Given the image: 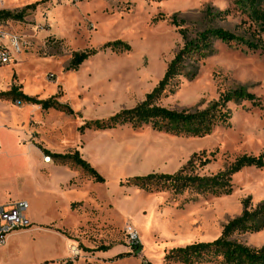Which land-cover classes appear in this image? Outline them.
<instances>
[{"label":"rangeland","instance_id":"1","mask_svg":"<svg viewBox=\"0 0 264 264\" xmlns=\"http://www.w3.org/2000/svg\"><path fill=\"white\" fill-rule=\"evenodd\" d=\"M38 2L34 8H25ZM0 10H23L20 20L0 21V28L30 43L15 56V62L0 68V83L6 79L0 92L20 85L29 96H56L74 111L69 115L0 100V128L12 138L11 150L27 164L34 155L28 148L31 143L62 154L80 147L84 152L81 156L91 157L105 178L103 184L94 182L100 197L97 222L80 228L82 252L73 259L76 264H181L165 262V253L218 238L224 225L242 213L245 200L249 209L264 203V168H243L232 176L231 194L221 196L190 191L181 195L149 193L121 185L134 172L174 173L202 151L211 161L197 168L200 175L215 174L244 154L264 153L263 21L247 6L234 0H0ZM208 28L231 31L258 48L250 49L241 41H214L207 55L191 68L195 77H179L158 99V105L203 109L223 92L244 87L261 100L262 107L247 101L229 103V123L204 137L176 136L149 125L134 129L130 124L80 131L88 120L106 119L145 99L183 47L180 29L193 38ZM115 40L128 43L130 50L101 49ZM91 49L98 51L76 69L70 67L74 52ZM11 126L18 131L8 130ZM1 141L0 136V146ZM3 152L0 170L10 164ZM7 197L14 200L16 196L9 182L1 181L0 200ZM126 223L134 224L141 235L142 248L136 255L124 233ZM232 239L260 248L264 246V229L235 233ZM102 246L108 249L100 251ZM119 252L130 255L118 257Z\"/></svg>","mask_w":264,"mask_h":264},{"label":"trees","instance_id":"2","mask_svg":"<svg viewBox=\"0 0 264 264\" xmlns=\"http://www.w3.org/2000/svg\"><path fill=\"white\" fill-rule=\"evenodd\" d=\"M237 5H244L261 19L264 31V0H234ZM37 4L27 5L25 8H34ZM209 16L213 14L207 11ZM24 16L23 10L18 13L10 10H0V21L20 20ZM172 23L179 26L176 20ZM185 43L178 50L168 64L162 79L154 89L146 94L145 99L135 107L122 109L106 119L86 121L79 129L106 130L118 125L130 124L132 128H141L149 125L153 130L176 136L204 137L221 125L229 123L231 110L229 103L250 102L254 106L262 107L261 100L244 87H237L223 92L218 99L211 101L203 109L176 110L158 105V99L170 87L177 84L179 77L185 76L189 79L195 77L191 68L199 63L210 51L214 41L223 43L241 41L250 49H257L254 42L240 38L231 31L223 28H208L199 32L193 38H189L186 32L180 29ZM110 48L116 51H128L130 45L122 40L107 42L101 49ZM97 49L74 52L70 61V67L76 69L89 57L97 53ZM21 86L13 85L10 90L0 92V100L11 99L18 105L31 104L40 106L42 110L56 109L69 115H73V109L59 102L56 96L48 99H39L37 96H29L21 90ZM36 146L41 152L50 157L56 164L78 167L88 174L95 182L104 183V177L85 160L78 150L69 153H55L42 147ZM210 155H213L210 154ZM211 161L205 151L194 153L185 165L174 173L152 172L146 175L127 177L121 185L134 186L145 192L169 191L174 195H181L190 191L195 195H229L233 190L232 176L245 167L264 168V153L255 156L244 154L236 158L224 169L212 175H200L197 168L207 165ZM243 211L234 219L224 225L221 235L206 242H193L185 246L171 248L164 255L165 262H179L181 264H197L213 262L218 260L220 264H264V246L260 248L249 247L232 236L235 233H255L264 229V203L254 209L248 208V200L243 202ZM108 247L102 246L100 251H106ZM140 248H134V255ZM130 253L118 257L129 256Z\"/></svg>","mask_w":264,"mask_h":264},{"label":"crops","instance_id":"3","mask_svg":"<svg viewBox=\"0 0 264 264\" xmlns=\"http://www.w3.org/2000/svg\"><path fill=\"white\" fill-rule=\"evenodd\" d=\"M2 81L0 86L5 84L6 79ZM8 130L18 131L16 126ZM6 132V129L0 128V151L8 154L5 156L10 164L0 170V184L7 180L16 197L13 200L8 198L11 193L7 194V198L0 200V207L18 201L28 202L30 225L8 234L5 243L0 245V264H76L77 260L71 257L70 246L79 247L80 228L83 225L90 227L97 222L100 197L95 181L78 167L56 164L50 157L49 161H45L47 156L32 143L28 148L34 155L26 164L18 154L13 156L10 153L12 138ZM76 150L84 155L80 147ZM83 158L99 171L91 157ZM145 174L147 172H134L127 177ZM101 254L108 255L104 252Z\"/></svg>","mask_w":264,"mask_h":264},{"label":"built area","instance_id":"4","mask_svg":"<svg viewBox=\"0 0 264 264\" xmlns=\"http://www.w3.org/2000/svg\"><path fill=\"white\" fill-rule=\"evenodd\" d=\"M28 40L20 35L0 28V68L15 62V56L22 53L29 46ZM29 204L26 201H18L9 206L0 207V245L4 244L9 233L14 230L26 228L30 225L27 217ZM124 233L128 245L134 248H142L141 235L138 228L131 223H126ZM72 259L81 256V250L77 245L70 246Z\"/></svg>","mask_w":264,"mask_h":264},{"label":"bare ground","instance_id":"5","mask_svg":"<svg viewBox=\"0 0 264 264\" xmlns=\"http://www.w3.org/2000/svg\"><path fill=\"white\" fill-rule=\"evenodd\" d=\"M10 153H11L13 156H17V155H16V152H15L13 149H12V152L10 151ZM45 159H46V161H49V160H50L49 158H48V159L45 158Z\"/></svg>","mask_w":264,"mask_h":264}]
</instances>
